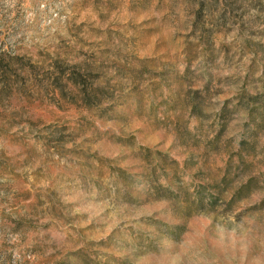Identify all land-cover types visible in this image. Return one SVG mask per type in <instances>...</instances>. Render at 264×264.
<instances>
[{
    "label": "rangeland",
    "instance_id": "1",
    "mask_svg": "<svg viewBox=\"0 0 264 264\" xmlns=\"http://www.w3.org/2000/svg\"><path fill=\"white\" fill-rule=\"evenodd\" d=\"M0 264H264V0H0Z\"/></svg>",
    "mask_w": 264,
    "mask_h": 264
}]
</instances>
